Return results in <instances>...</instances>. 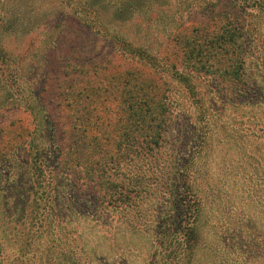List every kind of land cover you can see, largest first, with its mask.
<instances>
[{
	"label": "rangeland",
	"instance_id": "rangeland-1",
	"mask_svg": "<svg viewBox=\"0 0 264 264\" xmlns=\"http://www.w3.org/2000/svg\"><path fill=\"white\" fill-rule=\"evenodd\" d=\"M154 1L143 0L141 10L136 9L130 21L125 20L127 15L122 14L117 19L125 21L114 22L108 13L97 16L100 22L97 17L92 19L97 10H91L85 0H78L75 7L67 4V9L64 3L55 0L56 19L46 24L59 23L58 28L46 34L43 30L46 24L41 25L17 42L11 36L1 37L2 48L10 57L9 64L19 68L20 79L16 87L20 89L21 96L0 97V162L5 159V162L13 164L16 159L20 164L19 169L9 170L13 180L9 184L13 186L31 144L44 151L50 165L58 156V147L61 148L58 159L63 164L53 168L59 191L58 206L66 228L80 236L86 250L98 264H128L129 257L133 259L129 253L134 251L133 246L128 251L130 235L124 231V239L118 241L121 233L117 234L116 227L120 219L129 217L130 213H142L150 207L145 195L142 197L134 192H139L136 177L150 176L151 162H145V159L150 160L148 154L145 155L146 132H140L137 137H126L120 146L114 143V137H121L119 129L127 113L124 81L126 83L133 75L144 83L156 84V95L165 96L173 117L164 134L165 145L159 151L154 148L151 161L158 158L163 162L174 157V150L180 158L188 159L191 151L198 155L202 142L205 143L199 151L201 159L196 162L198 173L195 174L197 189L203 194L206 206L201 221V237L203 245L209 248L208 253L213 254L205 259L221 264L225 261L226 252L222 250L220 241H233L231 231L238 226L264 231V78L259 75L253 59H246L242 81L228 85L216 80L206 66L193 67V60L184 58L182 41L190 34L182 32L189 30L193 23L207 21L208 13L202 8L211 0ZM176 33L185 37L178 39ZM117 35L132 45L137 56H131L127 46L115 38ZM139 52L153 57L155 64L161 65L165 72L151 67L152 63L142 59L144 55L141 57ZM148 64L150 67L146 66ZM98 67L101 69L98 70L99 79L107 80L103 83L105 91L101 100L98 101L97 96L91 97L90 101L79 100L84 115L80 120L87 129L88 139L78 166L68 151L66 127L69 113H61L51 101L67 92L66 86L86 87L88 79L94 82L93 74L88 75L87 71L92 72ZM175 72L184 74L183 83H178L173 77ZM25 95H30L31 101L38 100L33 110L39 121L45 116L39 106L45 103L47 115L56 126L52 133L54 139H46V135L42 140L34 135L33 116L26 111ZM56 101H60L59 98ZM86 119L92 121L90 127L86 126ZM94 125L97 127L92 128ZM97 128L98 132L95 131ZM93 136L98 138L94 152L90 148ZM135 148L140 154L134 158L129 151ZM156 151L159 152L157 156L154 155ZM90 159L99 162L93 170L89 167L93 165ZM7 169L8 166H0L1 172ZM94 175L101 177L103 182H111L124 199L110 207L93 201L88 192L90 188L82 186V183H89L88 177ZM9 181L0 176L5 193L10 189ZM8 193L13 196L10 195L12 191ZM12 201H5L0 212L4 209L6 214L11 209L13 211L15 205ZM115 206L123 210L117 214ZM3 219L0 217V227L5 223ZM257 237L261 239L259 235ZM7 240L5 235L0 237V257L4 264L11 263L15 251ZM105 241L102 248L101 243ZM113 244L123 247L112 250L115 248ZM121 251L124 254L122 259H115L113 255ZM208 253L201 249V255Z\"/></svg>",
	"mask_w": 264,
	"mask_h": 264
},
{
	"label": "trees",
	"instance_id": "trees-1",
	"mask_svg": "<svg viewBox=\"0 0 264 264\" xmlns=\"http://www.w3.org/2000/svg\"><path fill=\"white\" fill-rule=\"evenodd\" d=\"M77 2L78 0H60V3L65 4V9L68 5L75 7ZM85 3L91 10H97L92 19L95 20L97 16L109 13L114 22H123L130 21L136 9L141 10L140 3L142 4L143 0H85ZM54 8L55 0H3L1 2L0 97L5 96L9 99L12 96H21L20 89L16 87V82L20 79L19 68L9 64L10 57L2 48L1 37L11 36L15 42L21 41L24 36L32 32V29L56 19L54 13L57 9L54 10ZM202 10L208 13L207 21L193 23L189 30L182 32L190 34L189 38L182 41L181 52L184 58L193 60L191 66H206L216 80L231 85L242 81L243 67L246 65V59L249 58L255 61L259 75L264 78V0H211ZM122 14L127 15V18L118 20L117 17ZM96 19L100 21L98 17ZM59 25V23L46 24L43 30L49 34L51 29L58 28ZM184 37V35L176 36L178 39ZM115 38L120 39L118 41L127 46L131 56H137L136 50L131 44H127L125 39H121L118 35ZM139 54L141 57L144 55L142 59H148L155 70L165 72L161 65L155 64L153 57L140 52ZM87 65L90 66L89 63ZM146 66L150 67L149 64ZM98 70H101L100 67L92 72L87 71L88 75L93 74V80H95L93 82L88 79V86L79 85L74 88L66 86L67 92H62L58 96L60 101H56L58 98L54 99L56 103L54 100L51 101L61 113L63 111L64 114L67 111L69 113L66 127L68 128L67 143H69V155L73 156L77 162L75 165H78L82 159V150L88 139L87 129L83 127L80 120L84 115H82L83 107L80 106L79 100L82 98L83 101H90L97 96V100L100 101L105 91L103 83L107 80L99 79ZM126 75L128 76V73ZM173 77L177 78L178 83H183L185 80L184 74L178 72H175ZM129 80L126 83L125 80L123 85L126 88L124 94L126 93L127 98L124 99V104L127 106V113L123 120L119 119L122 120L119 129L121 137L115 136L114 143L120 146L119 143L126 137H137L140 132H146L145 155L148 154L150 160L145 159V162H151L149 163L151 173L146 178L136 177L139 180L137 185L139 192H134L136 195L140 193L142 197L145 195L144 198L150 203V207L145 208L142 213L135 215L128 213L129 217L119 218L121 222H118L116 227L117 234L121 233L120 236L118 235V241L124 239L122 232L125 231L130 235L128 251L130 246H133L134 251L129 253L133 259L129 257L128 264H216L215 261L209 262L205 259L207 255L213 254L208 253L209 248L203 245L201 237V221L206 206L203 194H200L197 189L196 162L201 159L199 151L205 143L202 142L198 155L191 151L188 159L180 158L174 150V157H168L163 162L155 158L152 162L154 148L158 150L165 145L164 134L173 113L166 103L165 96L156 95V84L146 81L144 83L133 75ZM70 88L71 91H69ZM23 97L27 99L26 111L33 116L34 135L42 140L46 135L48 136L46 139L49 137H52L51 140L54 139L52 133L56 126L50 115H47L45 103L42 101L43 106L38 105L45 112V116L39 121L33 110L38 100L31 101L30 95ZM42 102L39 101V103ZM93 118L97 120V117ZM85 121L86 126L90 127L92 121L89 119ZM95 127L97 126L94 125L92 128ZM48 131H50L49 134H47ZM95 131L98 132V128ZM91 139L93 144L90 148L94 152L98 138L93 136ZM19 145L22 146V144ZM58 149V156L52 166L47 162L48 158L44 151H41L39 146L31 144L13 186L9 184L13 181L10 179L9 170L19 169L20 164L16 159L13 164L1 159L4 161L0 162V166H8V169L2 172L0 170V176L4 180H10L7 185L9 184L8 190L13 192L10 193L13 196H9V191L5 193L6 190L0 184V206L11 199L12 204L15 205L13 211L11 209L7 214L5 209L0 212V217L5 218L3 219L5 223L0 227V237L7 236V242L15 249L12 254L14 258L10 264H98L86 250L80 236L75 231L68 230L64 224L62 212L58 206L57 179L54 177V168L63 164L59 162L61 148L58 147ZM158 151L154 152L155 156L158 155ZM129 152L134 158L140 154L137 148ZM90 161L93 165L89 167L93 170L99 162L91 159ZM69 162L73 161L69 160ZM136 164H139V161ZM111 170L117 171L113 168ZM88 179L90 182L85 185L82 183V186L90 188L88 192L93 201L110 207L120 203L121 198L124 199L115 191V186L111 182H103V179L97 175L89 176ZM114 208L117 214L123 210L118 209V206ZM259 230L256 227L238 226L231 231L233 241H220L222 250L227 254H224L225 261L220 263L264 264V231L260 233ZM258 235L261 239L257 237ZM105 245L106 241L101 243L102 248ZM112 246V250L123 247L118 244ZM202 248L208 254L201 255ZM115 254L113 256L117 260L124 256L122 251L120 254ZM0 264H4L1 257Z\"/></svg>",
	"mask_w": 264,
	"mask_h": 264
}]
</instances>
